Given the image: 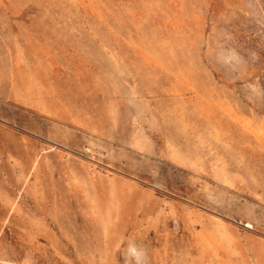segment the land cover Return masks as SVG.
Here are the masks:
<instances>
[{
  "label": "rangeland",
  "instance_id": "374dc122",
  "mask_svg": "<svg viewBox=\"0 0 264 264\" xmlns=\"http://www.w3.org/2000/svg\"><path fill=\"white\" fill-rule=\"evenodd\" d=\"M264 264V0H0V264Z\"/></svg>",
  "mask_w": 264,
  "mask_h": 264
},
{
  "label": "clouds",
  "instance_id": "9594fccd",
  "mask_svg": "<svg viewBox=\"0 0 264 264\" xmlns=\"http://www.w3.org/2000/svg\"><path fill=\"white\" fill-rule=\"evenodd\" d=\"M124 264H150L147 248L142 243L129 240L122 252Z\"/></svg>",
  "mask_w": 264,
  "mask_h": 264
}]
</instances>
